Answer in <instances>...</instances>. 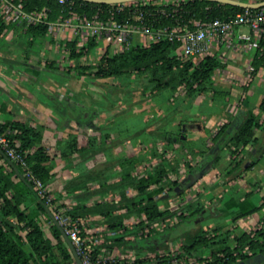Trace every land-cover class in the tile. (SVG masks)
Segmentation results:
<instances>
[{
	"label": "trees",
	"instance_id": "obj_1",
	"mask_svg": "<svg viewBox=\"0 0 264 264\" xmlns=\"http://www.w3.org/2000/svg\"><path fill=\"white\" fill-rule=\"evenodd\" d=\"M26 12L50 9V20H54L61 12V7L49 0H21ZM168 1V2H167ZM264 0H258L261 2ZM155 2V4H152ZM167 2V3H166ZM74 9L80 15L85 14L88 19L95 15L101 20L109 17V12L113 13L114 19L119 22L129 21L133 23V12L138 9L143 14V24L148 26L153 32L158 29L167 28L172 30L176 27H187L194 29L193 22L209 23L216 19L231 20L237 13L244 9L230 5H222L204 0H152L148 5L137 3L134 5H124L120 13H116L118 5H100L80 0H73ZM5 28L0 19V33ZM29 34L36 38L47 36L46 27H27ZM70 45L69 59L76 63L78 75H92L98 79L118 78L131 74H148V85L151 92L169 91L175 93L179 88H183L185 93L192 98L204 93L212 84V77L216 69L221 68V63L214 56H207L197 65L191 59H185L180 53V44L176 41L161 40L151 43L148 46H131L129 49L115 54L103 55L96 65L83 66L82 58L84 50H89L95 46L91 41L88 45L76 52V44ZM264 61V38L258 44L255 51L254 69L263 66ZM51 66V65H50ZM264 109V99L262 102ZM260 128L257 117L248 111L244 120L231 131L228 125H223L213 138L214 150L222 151L227 146L233 148L232 154L235 158L223 171V178L235 180L242 173L253 168L258 159L264 156V138L252 137L251 130ZM0 132L10 141L14 142L17 149L25 156L26 164L31 173L44 185L49 184L52 177L51 159L48 151L41 144V128L32 127L23 122L0 124ZM248 136L252 139L255 153L244 150ZM161 139L168 143L173 142L170 132H161ZM71 149L62 152V158L69 160L73 153L77 152L88 160L95 155L97 147L96 139H87V148L76 147V138L70 140ZM244 153L248 156V161L243 160ZM157 154H154V156ZM212 155L207 156L211 160ZM221 159V155L214 158V164ZM248 160V159H247ZM139 160L135 157L114 159L110 164H105L100 169L88 170L76 177L71 183L75 184V190H82L81 195L76 198L88 195H101L107 192H117L120 200L117 202L94 203L89 207L76 204L64 212L72 223L78 219H89L93 216L101 217V224L113 235H104L101 244L96 247L95 252L101 250L119 251L127 254L133 253L134 261H115L109 264H169L170 256L167 255V243L169 239L163 240L169 232L175 229V225L168 227L166 223L173 218L180 219L181 222L192 220L201 214V209H194V201H184L173 211H160L158 209V193L169 185V195L172 196L173 189L179 182L166 180L161 182L162 177L168 171L179 177V169L172 166L168 170L160 163L153 167L154 175H132V171L137 168ZM163 164V165H162ZM202 163L198 162L195 167L187 164L189 171L197 170ZM119 165V181L107 185L111 178L110 166ZM18 170L23 175L24 170L17 165ZM203 166H206L205 164ZM32 190L19 178V176L7 165L0 154V264H75L73 256L65 243L59 229L51 222L46 213L49 208L52 213L55 210L46 203L45 198H41L34 189L33 183L27 180ZM87 184H97L98 188L90 191ZM151 185H158L155 189L148 190ZM71 186V184H70ZM68 186L67 188L71 187ZM88 187V188H87ZM34 189V190H33ZM132 189L136 194L132 197L126 196V190ZM250 192L243 195L234 194L230 197L221 196L217 201L222 207L235 213L234 220L251 216L258 211V207L250 201ZM125 209L124 213H120ZM188 211L184 216L183 212ZM118 212V213H116ZM116 213V214H115ZM142 214L145 219L135 222L131 226H126L128 221L141 219ZM261 226L252 234L242 233L235 237V246L228 241H218V235L211 238L206 237L202 228L194 232L184 231L180 235L183 255L196 257V262L186 264H239L241 262L252 261L255 257H260L264 263V217L260 220ZM162 228L161 231L159 228ZM215 229L214 232H217ZM83 236V233L81 232ZM166 241V242H165ZM245 249L250 253H246ZM160 250L166 254L160 256ZM153 254L154 259L149 260L147 255ZM210 254V255H209ZM205 255H209L204 259ZM204 260V261H203Z\"/></svg>",
	"mask_w": 264,
	"mask_h": 264
},
{
	"label": "rangeland",
	"instance_id": "obj_2",
	"mask_svg": "<svg viewBox=\"0 0 264 264\" xmlns=\"http://www.w3.org/2000/svg\"><path fill=\"white\" fill-rule=\"evenodd\" d=\"M238 1L255 3L258 0ZM23 28L26 29L24 26ZM30 36L19 35V37L14 38V42H16L20 51L23 53L28 52L38 58L40 56L39 52L43 50L45 43H48L50 38L45 36L44 38L33 39ZM138 39V35H135L131 46H143L139 44ZM151 42V38L147 37L146 45L151 44ZM53 43L55 42L53 41ZM256 50L257 48L251 49L253 52ZM118 53L120 52L117 46H112L105 42L95 43L94 47L85 51L82 65H96L103 55L109 56ZM56 54L59 56L60 61L58 64L55 62L54 64L58 66V71L64 73L63 77L52 71H39L40 80L43 79L44 83L50 81L58 86L59 91L56 92L55 90L53 93L55 98H58L57 96L62 97L68 93L71 101L76 103L77 106L72 113L75 120H71V116L65 120L63 115L60 116L59 113L55 112V116L59 119V124L52 125V128L57 130L69 129L76 132L77 134H73L76 138V147H79L78 136L83 141L85 133L88 134V139H96L95 145L100 147L96 150L95 155L88 160V169L91 167L93 170L100 169L105 166L106 160L112 157L115 159L118 157L137 158L139 163L137 168L132 171V175H154L153 167H157L162 162L166 170L172 166H177L179 177H174V174L168 171L167 175L161 179V182H165L167 179L171 181L176 179L179 184L174 187L172 196L168 193L171 185L164 187L158 193L156 196L158 209L160 211H173L182 202L190 200L194 201V209H201L202 215L190 221L181 222L178 218L167 221L166 226H176L173 231L163 238V240L169 239L168 241H170H165L168 244L167 253H169L167 255L170 256V263L186 264L194 263L197 260L195 256L183 255V251L180 248V235L184 231L194 232L202 228L207 238H211L216 234L218 235V241L225 240L235 246V237H239L244 232L252 234L260 227V220L264 217V192L262 191L264 173L256 171V180L259 181L257 183L262 182L263 185L258 184L260 190L250 193L249 197L252 204L259 208L258 211L247 222H239V219L234 220V214L229 215L231 212L225 210L222 206L220 207L217 202L218 197L223 192H225L227 197H230L237 190L248 191L249 186L253 184L248 180V177L244 178L242 176L243 174L247 175L248 172L246 171L233 182L226 181L224 185H217L219 178L224 179L223 171L236 155L231 153L233 148L230 146L215 153L216 146L213 145L214 136L227 123L221 119L228 117L227 121H231V117H229L231 116L229 112L231 107H229V104H240L242 99L248 96L250 88L246 91L247 84L252 83L255 86V88L250 90L251 95L255 94L253 101L261 98L258 107L260 114L258 120L261 119V114L264 113V109H262L264 82H262L263 84L261 83L262 85H256L259 81V76L254 77L255 75L252 74L249 66L243 70L241 80L230 78L225 82L227 84L224 86L216 84L212 77L211 86L201 95L192 98L185 93L182 87L175 93H170L169 91L151 92L146 87L148 85V74L146 73L124 75L114 79H98L88 74L81 76L78 75L75 61L69 59V51H64L62 46L56 47ZM214 57L223 67L224 64L217 56ZM47 61L46 66H49ZM15 79V85L8 88L9 92L0 91V100L5 102L6 106H9L12 111V115L7 118H18L17 114L20 110H23L26 114H32L29 112L30 109L32 110L31 103H34L36 99L46 103H55V101H51L48 98L49 94L46 88L42 91L39 89L41 92L38 93L24 80L19 82L18 77ZM83 108L86 110L83 111ZM81 114L84 115L82 116ZM215 117L217 118L214 119ZM232 125H235V123L232 122ZM161 132H170L173 142L168 143L161 139ZM196 132H200L199 136L196 135ZM251 132L252 137L263 135L262 131L260 133L257 128L252 129ZM246 138L247 142L244 150L249 152L253 149V143L251 142L252 139L249 141L248 136ZM71 139L70 137L66 138V140H69L67 144L69 147L72 145L70 143ZM154 154L157 155L154 156ZM219 154L221 159L217 164H214V155L217 156ZM208 155L213 156L210 161L207 160ZM245 155L246 153H244L243 160L247 161L249 158ZM204 160L206 161L205 165L211 162L210 167L207 168L201 178L190 184L193 171H189L187 164L195 167L198 162L202 163ZM113 167L110 166V173ZM260 169H264L262 165H259ZM113 175H117V173L111 176ZM151 186L152 189L159 187L158 185ZM45 187L47 188V185ZM254 190L256 191V189ZM48 195L51 199L49 191ZM51 203L53 205V202ZM53 207L55 211L65 212L68 210L63 205H53ZM188 213V211H184L183 215L186 216ZM141 219H145L143 214ZM158 228L161 231L162 228ZM215 229H218V231L214 232ZM165 254L163 250H160V256ZM132 255L134 254L132 253ZM209 255H205L204 259ZM146 258L152 260L154 255L149 254ZM134 259L135 257L128 259L126 262H132ZM260 261L258 264H264Z\"/></svg>",
	"mask_w": 264,
	"mask_h": 264
},
{
	"label": "crops",
	"instance_id": "obj_3",
	"mask_svg": "<svg viewBox=\"0 0 264 264\" xmlns=\"http://www.w3.org/2000/svg\"><path fill=\"white\" fill-rule=\"evenodd\" d=\"M239 32L246 33L247 28H236L235 34ZM12 34H15L14 38L19 37V35H31L29 34L27 28H23V25L5 26V28L0 33V91L9 92L8 88H10V86L12 85H15L14 80H16L15 78L18 77L19 82L24 80L30 87H32L38 93L46 88L49 94L48 98L51 101H55V103H46L40 99H36L34 103H31L32 110L30 109L29 112H31L32 114H26L23 110H20L17 114L18 118L10 119L7 117H10L12 115V111L10 110L9 106H6L5 102L0 100V124L2 125L6 123L23 122L32 127L41 128V144L47 149L51 159L52 177L50 179L49 184H47V189L51 195L53 205H63L65 208L70 209L78 203L84 205L85 207H89L94 203L119 201L120 195L117 192H107L99 196L93 195L90 198H88V195L79 198L75 197L77 195H81L82 190H75L74 192H72L75 188V184L71 182L82 173L88 172V170H92V167L88 169V156H86L88 152H86L85 157L75 152L69 160H65L64 158H62V152H68L71 149V147L67 145L69 143V140H66V138H75L73 134L75 135L77 133L69 129H53L52 125L55 126L59 124V119H57V117L55 116V112L59 113L60 116L63 115L65 117V120L69 119V116H71V120H75L74 115L72 113L73 110H75L77 104L71 101L68 93L67 95H63L62 97L57 96L58 98H55L53 96V93L55 92V90L56 92L59 91L58 86H56V84L50 81L44 83L43 79L40 80L38 74L39 71H52L53 73L63 77L64 73L58 71V66L54 64V62L58 64L60 61L59 56L56 54L57 46L55 45V43H53L51 39H49V42L45 43L43 50L39 52V55L41 57L39 56L38 58H36V56L28 52L23 53L22 51H20L19 47H17L16 42H14ZM30 37H32L33 39L36 38L33 35H31ZM52 48L54 49L52 50ZM210 54L211 56H217V58L224 64L223 67L218 70H215L216 72H214L213 79L216 81V84L224 86L225 84H227L225 82H227V80L230 78H233L235 80H241V74L243 73L244 69L248 68V66L252 70V74L255 75L254 77L259 76V81L256 83V85H260L262 82H264V61L263 66L255 70L253 65L255 61V52L251 51V49H247L245 43L237 41L236 38L230 46L226 43H213L212 48L210 50ZM46 61L49 66H46ZM247 86L248 87L246 88V91H248L249 88L250 90L255 88L252 83L247 84ZM250 90L248 91V96H245L240 102V104H229V107H231L229 111L231 113V116H229L231 117V121H227L228 117L221 119L222 121L227 122L224 125H228V131L237 128L238 125L246 117L248 111H252V113L257 117V119H259L260 114L258 107L261 98L256 101H253V98H255V94L253 93L251 95ZM82 110L84 111L86 109L83 108ZM216 118L217 117H215L214 119ZM260 118L261 119L258 120L260 128L257 129L260 131V133L262 131L263 135L261 136L260 134L257 136V138H264V113L261 114ZM232 122L235 123V125H232ZM199 134L200 132H196L197 136H199ZM83 138L84 140L81 141L80 137L78 136L79 148H87L86 144L88 134L85 133ZM249 152H252V154L255 153L254 148ZM121 158L118 157L116 158V160ZM114 159V157L107 159L105 164H110V162ZM247 161L250 160L248 159ZM259 165H262V168H264V156L259 158L256 165L249 171H247V175L249 176L244 174L242 175L244 178L248 177V180L253 185L249 186L248 191L237 190L235 191V193H237L238 195H243V193H255L260 190V186L258 184H263L262 182L257 183L259 181L256 180V171H258L259 173H264V169L259 170ZM119 170V165H114L111 173H117V175L111 176V178H109V180L107 181V185H112L119 181ZM226 181L230 182L231 180L219 178L217 181V185H224ZM233 181L234 180H232V182ZM68 186H70L71 189L67 188ZM87 186L89 187L90 191H93L98 188L97 184H87ZM254 189H256V191ZM148 190H152V186H150ZM262 191L264 192V187L262 188ZM135 194V190H126L127 197H132ZM233 194L234 193H232V195ZM221 196L227 197L225 192H223ZM221 196H219L218 198H220ZM221 206L222 204H220V207ZM125 211V209H121L119 212L124 213ZM230 214L235 215V213L232 212L229 213V215ZM211 215L213 214L211 213ZM253 215L241 218L239 219V222H247V220H251L253 218ZM101 221L102 220L100 216H93L86 220L78 219L81 231L83 233V237H85L87 240L90 239L96 241L100 240V238H102L104 235H113L112 232L107 231L106 227L101 224ZM136 221L138 222V219H135L134 221H128L125 223V225L131 226ZM96 242L97 244H99L98 241ZM100 252H111V250H101ZM117 252L119 251L115 250V253ZM126 255H131L135 257L134 255H132V253H127Z\"/></svg>",
	"mask_w": 264,
	"mask_h": 264
},
{
	"label": "built area",
	"instance_id": "obj_4",
	"mask_svg": "<svg viewBox=\"0 0 264 264\" xmlns=\"http://www.w3.org/2000/svg\"><path fill=\"white\" fill-rule=\"evenodd\" d=\"M49 1L55 2L62 8L54 20L49 19L51 12L48 8L26 12L21 0H0V19L5 26L23 25L26 28L45 26L47 36L56 43L57 48L62 46L64 51H69V53V44L72 42L76 44V52L81 51L89 42L93 41L117 46L121 53L131 47L135 35H138L139 44L145 47L148 46L146 45L147 37L151 38V43L161 40L176 41L180 44L179 50L182 57L191 59L195 65L205 57L211 56L210 50L213 43H226L230 46L236 38L237 41L245 43L247 49H253L258 48L259 42L264 38V8L244 9L243 12L237 13L231 20L227 21L216 19L209 23L193 22L195 28L192 30L187 27H176L172 30L163 28L153 32L143 24V14L138 9L133 12V23L129 21L119 22L114 19L112 12H109V17L106 20H101L98 15L88 19L85 14L80 15L76 12L73 0ZM151 1L140 2L143 5H148ZM137 3L139 2L120 4L116 13L122 12L124 5L137 7ZM240 27L247 28V32L235 34V29ZM86 50H84V54ZM0 148L6 157L24 170L23 176L33 183L38 195L45 198L46 203L54 209L47 188L31 173L24 154L1 132ZM53 214L66 231L82 264H109L115 261L133 259L132 256L120 252L96 253L95 249L101 244V240H96L99 242L97 244L96 241L87 240L83 237L79 222L72 223L64 215V212L55 211ZM245 252L250 254L247 249Z\"/></svg>",
	"mask_w": 264,
	"mask_h": 264
},
{
	"label": "water",
	"instance_id": "obj_5",
	"mask_svg": "<svg viewBox=\"0 0 264 264\" xmlns=\"http://www.w3.org/2000/svg\"><path fill=\"white\" fill-rule=\"evenodd\" d=\"M80 1H85L89 3L100 4V5H120V4H128V3L140 2V1H145V0H80ZM204 1H209V2L218 3L222 5H230L233 7H239L241 9L257 10V9L264 8V1L256 2V3L241 2L238 0H204ZM216 148H217V145H216ZM0 154L3 156V159L7 163V165L19 176L21 181H23L32 190V187L28 183L27 179L20 173L17 166L8 157H6V155L4 154L1 148H0ZM214 158H216V155H214ZM205 162L206 161L204 160V162H202L199 168L197 170H194L191 173V183L190 184L195 182L197 179L201 178L204 172L207 170V168L210 167L211 162H209L208 165L203 166ZM46 213L48 217L50 218L51 222L59 229L63 239L65 240V243L67 244L73 256L75 264H82V261L75 247L73 246L70 238L68 237L66 231L64 230V228L61 226V224L55 218L54 214L50 211L49 208H46ZM259 260L262 261V259L258 256V257H255L251 262L246 261V262H241L239 264H258Z\"/></svg>",
	"mask_w": 264,
	"mask_h": 264
},
{
	"label": "flooded vegetation",
	"instance_id": "obj_6",
	"mask_svg": "<svg viewBox=\"0 0 264 264\" xmlns=\"http://www.w3.org/2000/svg\"><path fill=\"white\" fill-rule=\"evenodd\" d=\"M82 116L84 115V114H81ZM84 118V117H83Z\"/></svg>",
	"mask_w": 264,
	"mask_h": 264
}]
</instances>
